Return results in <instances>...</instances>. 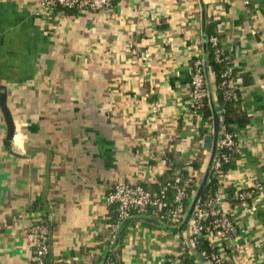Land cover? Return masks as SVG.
Here are the masks:
<instances>
[{"label": "crops", "instance_id": "crops-1", "mask_svg": "<svg viewBox=\"0 0 264 264\" xmlns=\"http://www.w3.org/2000/svg\"><path fill=\"white\" fill-rule=\"evenodd\" d=\"M209 31L249 115L220 178L237 221L232 246L209 236L230 264H264V0H114L95 11L0 0V83L15 122L8 147L0 104V264H33L40 220L50 228L49 264H93L110 250L121 264L180 261L191 221L176 231L137 214L117 250L109 194L119 181L155 182L172 146L202 177L210 150L200 139L208 154L194 169L202 120L192 72Z\"/></svg>", "mask_w": 264, "mask_h": 264}, {"label": "trees", "instance_id": "trees-1", "mask_svg": "<svg viewBox=\"0 0 264 264\" xmlns=\"http://www.w3.org/2000/svg\"><path fill=\"white\" fill-rule=\"evenodd\" d=\"M55 6L68 8V9H78L77 7H65L59 3H54ZM210 35L212 31L208 32ZM213 35V34H212ZM218 46L214 45L212 41L209 39L207 41V59L209 63V67L212 68L214 72V85L216 92V102L217 107L221 110V128L225 126L227 130L234 132L237 126H243L249 120V115L247 111L242 107L241 98L234 86H228L227 84H223L225 79H231L234 75L233 68L229 61L228 55L221 50L219 57L217 56ZM197 56L194 57V61ZM228 90H232L236 93V95L228 96ZM195 111L198 115L201 116L202 123L198 127V134L196 135V144H195V160L193 161V168L199 170L205 164L208 150L202 145L200 139H202L205 134L210 131V127L213 124V110L211 103L209 101V96L206 95L200 106H196ZM224 151L227 153H233V149L225 148ZM210 153V151H209ZM222 150L219 152V156H221ZM166 164L168 165V169H165L158 177L155 182L146 183L144 181H139L143 184L147 189H149L155 196L162 195V201H166L168 204L162 206L159 214H155L159 219L168 222L170 225L172 224L170 220L169 211L172 206H174L175 202V194L176 187L174 186L176 178L178 176L181 177V180L178 184L183 187L185 195V202L187 206V212L183 219L178 223H173L172 225L176 226V231H179L182 228V223H184V227L190 222L192 219H198L199 213L205 209L206 204L205 200L209 196H213L219 191L220 188V178L221 175L225 172L226 168L229 165V160H223L221 166H214L211 168V173L208 178L207 184L204 187V190L197 202L194 206L193 211L188 217V210L194 196L195 190L199 185L201 180L200 173L198 175L192 174L188 167H186L183 160L180 158V152L174 146L170 147L166 151ZM202 173V172H201ZM164 194V195H163ZM156 207H154L150 212H152ZM107 217V225L112 228V226L117 222L119 217L118 206L115 203L110 202V208ZM136 215L127 219L126 223H124V227L122 231L119 230L118 233L119 238H116L115 242H118L117 250L120 249L121 244L123 242V237L125 235L127 225L130 222L136 220ZM142 221V220H141ZM145 225H152V223L142 221ZM199 223L201 228L198 232L194 234H190L189 238L191 239L192 244L184 243V248L180 253L179 258L183 263H192L198 264V260L194 259L191 256L193 251L199 252L202 256V263L205 264H230L228 258L225 257L222 252L219 250V246L216 245L209 234L213 231V216L210 214L204 215L199 218ZM121 229V227H120ZM111 240V234L109 236ZM113 242V244L115 243ZM120 243V244H119ZM191 249V250H190ZM193 250V251H192ZM226 253H230V248L226 247ZM169 256L166 258V262H169ZM211 260L209 262L208 260ZM93 264H121L119 261L118 254L114 250H110L103 255V258Z\"/></svg>", "mask_w": 264, "mask_h": 264}, {"label": "built area", "instance_id": "built-area-1", "mask_svg": "<svg viewBox=\"0 0 264 264\" xmlns=\"http://www.w3.org/2000/svg\"><path fill=\"white\" fill-rule=\"evenodd\" d=\"M248 2L249 0H245ZM114 0H46L47 4L59 3L67 7H77L78 9L99 10L104 9L112 5ZM210 40L214 45L218 46L217 56L221 53V47L219 45V38L216 34L210 36ZM231 79H225L223 84L230 85ZM192 84H193V103L196 106L202 104L203 98L208 95V87L206 84V77L204 71L203 58H197L193 64L192 72ZM228 96L236 95L232 90H228ZM225 148L237 149L234 132L227 130L225 126L221 128V134L219 139L218 152L214 161V166H221L223 160H230L233 153H227ZM222 150L221 156L219 152ZM181 177L176 178L174 186L176 187V194L174 199V206L170 208L169 215L172 224L180 222L187 212V206L185 202V195L183 187L180 186L179 181ZM164 195V194H163ZM241 195H243L241 193ZM161 196H155L149 189H147L140 182L119 181L115 184L114 188L109 194V200L111 203H115L118 206L119 217L117 222L111 228V242H115L118 237V233L122 223L137 214H148L158 218L155 214H159L162 206L167 205L166 201H162ZM206 207L199 213V218L204 215L210 214L213 216V231L218 232L222 238L228 240V246H232V238L237 229L236 218L226 210L224 201L217 191L215 195L209 196L205 200ZM156 207L152 212H150ZM198 219H192L190 223V234L198 232L201 228ZM159 219V218H158ZM161 220V219H159ZM164 221V220H162ZM31 232L35 238L36 252L33 256V264H49L47 261L48 254L50 252V228L45 220L36 222L31 227ZM211 262V260H208ZM166 264H192L190 262L183 263L182 261L169 262Z\"/></svg>", "mask_w": 264, "mask_h": 264}, {"label": "water", "instance_id": "water-1", "mask_svg": "<svg viewBox=\"0 0 264 264\" xmlns=\"http://www.w3.org/2000/svg\"><path fill=\"white\" fill-rule=\"evenodd\" d=\"M207 41L208 39L205 41L206 51H205L203 60H204V71H205V77H206V84L208 87V96H209V101L211 103L212 110H213V127H212V131L209 133H206L204 136V146L210 150V153H209V157H208L204 172L202 174L201 180L192 198V201H191V204L188 210V217L193 211L194 206L197 204L204 190V187L207 184L208 178L211 173V168L214 167V161H215V158L218 152L219 139H220V134H221V110L217 107V102L214 97V91H213L212 83L210 80V70H209V63L207 59ZM7 97H8L7 86L5 84L0 83V104L6 116L7 127H8L7 135L5 138V143L8 147H10L14 133H15V122H14L13 114L7 104ZM137 217L141 219L142 221H146L152 224L164 225V222L162 220H159L158 218L153 217L148 214H141ZM120 231H122V229H120Z\"/></svg>", "mask_w": 264, "mask_h": 264}, {"label": "rangeland", "instance_id": "rangeland-1", "mask_svg": "<svg viewBox=\"0 0 264 264\" xmlns=\"http://www.w3.org/2000/svg\"><path fill=\"white\" fill-rule=\"evenodd\" d=\"M163 222H164L165 225H168V222H166V221H163ZM153 226H154V225H153ZM155 226H157V225H155Z\"/></svg>", "mask_w": 264, "mask_h": 264}]
</instances>
